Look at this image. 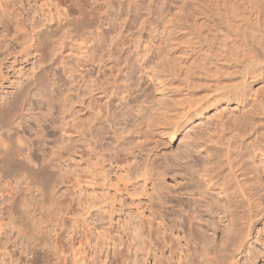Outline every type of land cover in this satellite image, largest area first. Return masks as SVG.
<instances>
[{"label":"rangeland","instance_id":"rangeland-1","mask_svg":"<svg viewBox=\"0 0 264 264\" xmlns=\"http://www.w3.org/2000/svg\"><path fill=\"white\" fill-rule=\"evenodd\" d=\"M196 14L0 0V264H264V141L242 163L249 201L219 175L240 105L204 102L172 139L156 127L181 104L159 82Z\"/></svg>","mask_w":264,"mask_h":264},{"label":"bare ground","instance_id":"bare-ground-1","mask_svg":"<svg viewBox=\"0 0 264 264\" xmlns=\"http://www.w3.org/2000/svg\"><path fill=\"white\" fill-rule=\"evenodd\" d=\"M192 1L198 14L174 39L173 54L163 61L167 79L159 82L177 91L181 104L156 127L172 139L178 123L191 110L204 109V102L223 99L240 105L244 120L228 136L219 175L243 202L249 201L252 188L243 178L242 163L248 147L264 141V91L256 86L264 87V0ZM28 25L22 35L33 41L34 22Z\"/></svg>","mask_w":264,"mask_h":264}]
</instances>
